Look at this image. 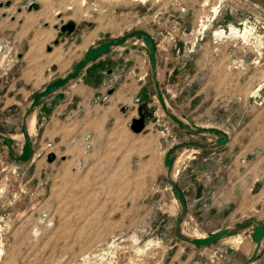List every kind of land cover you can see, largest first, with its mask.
Listing matches in <instances>:
<instances>
[{
  "label": "rangeland",
  "instance_id": "374dc122",
  "mask_svg": "<svg viewBox=\"0 0 264 264\" xmlns=\"http://www.w3.org/2000/svg\"><path fill=\"white\" fill-rule=\"evenodd\" d=\"M32 3L39 8L29 11ZM69 23L74 31L61 32ZM134 31L151 38L174 123L199 132L177 148L181 167L195 151L207 152L211 127L221 129L224 163L238 159L244 174L251 170L263 185L250 218L193 223L185 211L177 220L162 218L171 201L166 178L137 171L154 172L155 161L101 154L80 171L43 135L45 121L30 136L15 126L20 115L32 116L39 105L28 113L30 103L48 82L72 71L90 49ZM0 75L22 78L31 93L21 101L24 113L14 105L0 127L12 141L0 149V264H247L253 227L264 226V0H0ZM25 137L32 153L20 165ZM224 229L234 232L198 253L177 238ZM248 264H264V240Z\"/></svg>",
  "mask_w": 264,
  "mask_h": 264
},
{
  "label": "crops",
  "instance_id": "0c3cea01",
  "mask_svg": "<svg viewBox=\"0 0 264 264\" xmlns=\"http://www.w3.org/2000/svg\"><path fill=\"white\" fill-rule=\"evenodd\" d=\"M137 42L127 40L89 63L76 79L42 99L32 116L23 118L19 114L15 126L24 127L22 129L30 136L33 131L29 130H35L39 121H45L43 135L49 136L47 140L60 146L62 159L78 161L75 168L80 171L93 168L94 161L103 158L101 154L108 159L121 155L124 159L155 161L154 172L149 173L143 168L137 171L142 172L143 176L151 174L156 180L158 177L160 181L161 177L166 178L171 201L165 204L164 214H160L162 218L177 220L176 217L184 211L186 220L193 223L202 221L210 224V220L221 216L235 223L250 218L259 204L261 181L251 170L244 174L236 158L224 163L219 149L222 147L216 146L218 136L207 131L209 136H214L213 142L211 138V144L203 147L207 152L197 149L191 158L193 161L181 167L182 158L177 156V148L184 140H196L199 132L186 122L181 125L174 123L175 117L166 109L174 106L175 96L170 95L168 98L173 102L171 106L163 94L165 77L158 71L157 57L156 72H153L147 48L143 43L135 46ZM47 52L50 56L46 59L49 61L47 66L50 67L52 51L49 48ZM31 63L34 72L35 62ZM68 72L59 78L65 77ZM5 80L0 75V127H3L2 123L9 117L14 105L21 107L24 113L26 103L21 101L27 100L31 94L27 92V83L22 78L15 82ZM54 81L56 79L47 84ZM42 111L44 118L39 120ZM139 111L144 115V128L140 133H133L129 124L139 117ZM166 115L170 117L169 122ZM164 127L170 129L166 135H163ZM211 129L221 132L217 127ZM16 137L17 134L10 136V139L14 141ZM4 148L8 150L0 138V149ZM172 151L176 155L169 172L164 161ZM245 181H249L246 186ZM154 185L157 191L163 187ZM172 185L184 197V208L173 195ZM129 190L131 192L125 186V191ZM254 196L257 197L255 202ZM204 231L202 235L193 238H204L216 232ZM190 248L195 253L204 250L193 246Z\"/></svg>",
  "mask_w": 264,
  "mask_h": 264
},
{
  "label": "water",
  "instance_id": "95a60500",
  "mask_svg": "<svg viewBox=\"0 0 264 264\" xmlns=\"http://www.w3.org/2000/svg\"><path fill=\"white\" fill-rule=\"evenodd\" d=\"M38 8H39V6L37 4L32 3L31 5H29L28 10L29 11L31 9L37 10ZM74 29H75V25L72 23L65 24V25L60 27V31L63 33L64 32L72 33V31H74ZM132 37H137L138 39H142L144 46L149 51V62H150V65L152 67V71L154 72L153 68L155 67V63H156V56H154L155 53L153 52V49H152L151 38L147 34H144L142 32H138V31H134L128 35L121 37L120 39H118L116 41L104 42V43L100 44L99 46L97 45L96 48H92L89 51H87L84 54L83 58L76 63L73 70L69 74H67L63 78H60V79L48 84L47 86H45V88L41 92L37 93L33 97L32 102L30 103V106H29L28 113L30 111H32L33 109H35L40 104L42 99L50 96L51 94L56 92L58 89H61L69 81L76 79L78 77V75L80 74V72L89 63L97 60L98 57H101L102 55L107 53L111 48L118 47V46L124 44L127 41V39L132 38ZM143 123H144V115H143L142 111H139V117L136 119H133L131 121V123L129 124L130 125L129 128L133 133H140L144 128ZM209 132L213 133V135L218 136V139L216 141V146H223L227 142L226 136L223 135L220 131L211 130ZM0 137L2 138L4 145H6L8 147L12 146L11 140L4 138L1 135H0ZM30 155H31V145H30L28 138L25 137V144H24L22 151H21V154L17 160L19 162L20 161L25 162L29 159ZM174 160H175V157L171 156V153H169L165 157L164 164H165V167L168 169L169 172L172 170V167H173L172 163H174ZM178 190L179 189L176 186L172 185L171 191L173 192V195L176 197V199L178 200L181 207L184 208L185 199L182 196L181 192ZM233 232H234V230L224 229V230L213 233L210 236H207L204 238H192V239L186 238V237H183V236H180L179 234H177V238L179 240H181L182 242L187 243L188 245H191V246L199 249V248H205V247L212 246L214 243L218 242L219 240L223 239L224 237H228V236L232 235ZM250 238H251V241L254 243V251H253V254L251 255V257L249 258V260H247V264L254 261L256 255H257V253L261 247L262 241L264 240V226L257 224L255 227H253V230L250 234Z\"/></svg>",
  "mask_w": 264,
  "mask_h": 264
},
{
  "label": "bare ground",
  "instance_id": "6f19581e",
  "mask_svg": "<svg viewBox=\"0 0 264 264\" xmlns=\"http://www.w3.org/2000/svg\"><path fill=\"white\" fill-rule=\"evenodd\" d=\"M35 122V121H34Z\"/></svg>",
  "mask_w": 264,
  "mask_h": 264
}]
</instances>
